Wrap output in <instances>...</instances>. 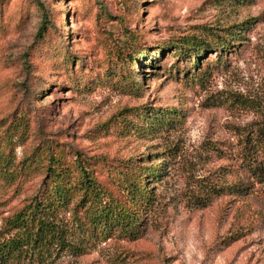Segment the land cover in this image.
<instances>
[{
  "label": "rangeland",
  "instance_id": "obj_1",
  "mask_svg": "<svg viewBox=\"0 0 264 264\" xmlns=\"http://www.w3.org/2000/svg\"><path fill=\"white\" fill-rule=\"evenodd\" d=\"M262 125L264 0H0V243L52 169L80 212L55 221L67 248L5 264H264L241 167ZM78 162L124 203L139 176L131 234L88 220Z\"/></svg>",
  "mask_w": 264,
  "mask_h": 264
},
{
  "label": "trees",
  "instance_id": "obj_2",
  "mask_svg": "<svg viewBox=\"0 0 264 264\" xmlns=\"http://www.w3.org/2000/svg\"><path fill=\"white\" fill-rule=\"evenodd\" d=\"M184 44L188 50L190 43ZM209 50L211 49L206 51ZM194 55V66L197 68L199 57L196 53ZM244 146L245 149L241 154V167L244 173L256 183L264 184V125L259 128L255 138L246 139ZM51 161L52 164H59L57 159ZM50 173V179L44 185L43 191H37L28 205L8 219L5 230L8 235L4 236L0 243V264L21 258L23 251L43 254L49 248L63 249L70 245L66 229H60L55 221L60 213H68L70 210L76 212L78 219L80 212L77 211V206L71 208L72 188L71 181L68 180V172L62 169L56 172L52 169ZM66 180L68 181L64 183ZM140 181L137 175L126 181V190L130 198L124 203L104 190L91 177L89 170L78 162V175L75 181L76 190L81 193L78 206L84 209L88 205L86 209L88 220L113 222L131 234L135 226L133 221L139 213L138 207L143 206L141 204L147 201V190ZM247 189L248 187L241 184L239 187H234L230 194L242 195Z\"/></svg>",
  "mask_w": 264,
  "mask_h": 264
}]
</instances>
